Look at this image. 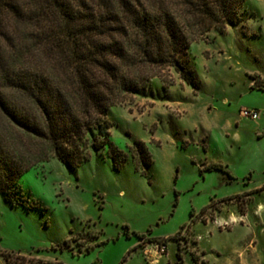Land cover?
<instances>
[{
  "label": "rangeland",
  "instance_id": "1",
  "mask_svg": "<svg viewBox=\"0 0 264 264\" xmlns=\"http://www.w3.org/2000/svg\"><path fill=\"white\" fill-rule=\"evenodd\" d=\"M188 57L198 88L165 68L104 117L122 167L109 144L75 168L50 156L0 197L10 264H264V86L251 88L264 81V0L243 2ZM135 140L150 165L132 158Z\"/></svg>",
  "mask_w": 264,
  "mask_h": 264
},
{
  "label": "trees",
  "instance_id": "2",
  "mask_svg": "<svg viewBox=\"0 0 264 264\" xmlns=\"http://www.w3.org/2000/svg\"><path fill=\"white\" fill-rule=\"evenodd\" d=\"M245 1L0 0V197L50 156L75 168L109 144L122 167L128 156L102 129L110 107L165 68L198 88L190 44L232 22ZM253 79L251 88L264 86ZM131 151L136 163L151 164L142 141ZM203 169L226 172L217 163ZM0 253L10 264L12 253Z\"/></svg>",
  "mask_w": 264,
  "mask_h": 264
},
{
  "label": "built area",
  "instance_id": "3",
  "mask_svg": "<svg viewBox=\"0 0 264 264\" xmlns=\"http://www.w3.org/2000/svg\"><path fill=\"white\" fill-rule=\"evenodd\" d=\"M259 111L257 109L254 108H242L239 112L240 117H244V118H248V119H252L255 120L257 118H259ZM159 247V245H158ZM162 249V251L165 250V245L160 246Z\"/></svg>",
  "mask_w": 264,
  "mask_h": 264
},
{
  "label": "crops",
  "instance_id": "4",
  "mask_svg": "<svg viewBox=\"0 0 264 264\" xmlns=\"http://www.w3.org/2000/svg\"><path fill=\"white\" fill-rule=\"evenodd\" d=\"M193 263V262H192Z\"/></svg>",
  "mask_w": 264,
  "mask_h": 264
}]
</instances>
